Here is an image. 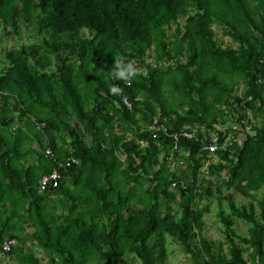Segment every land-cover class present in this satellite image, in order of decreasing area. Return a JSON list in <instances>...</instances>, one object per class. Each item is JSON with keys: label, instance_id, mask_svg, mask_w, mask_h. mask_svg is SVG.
I'll use <instances>...</instances> for the list:
<instances>
[{"label": "trees", "instance_id": "16d2710c", "mask_svg": "<svg viewBox=\"0 0 264 264\" xmlns=\"http://www.w3.org/2000/svg\"><path fill=\"white\" fill-rule=\"evenodd\" d=\"M20 25L45 36L1 52L0 252L6 236L24 244L31 226L24 264H41L40 251L50 264H165L168 239L191 264H264V216L226 197L233 216L251 224L242 239L221 218L232 240L227 260L201 236L198 209L216 189L248 197L264 185V0H0V27L18 33ZM214 28L236 47L223 48ZM119 59L140 71L131 83L113 76ZM114 84L123 96L110 92ZM28 154L36 160L27 165ZM68 157L76 164L61 169L58 188L41 190ZM55 196L71 203L59 226L47 211ZM170 203L182 211L178 221Z\"/></svg>", "mask_w": 264, "mask_h": 264}, {"label": "rangeland", "instance_id": "374dc122", "mask_svg": "<svg viewBox=\"0 0 264 264\" xmlns=\"http://www.w3.org/2000/svg\"><path fill=\"white\" fill-rule=\"evenodd\" d=\"M181 25H183L184 21L180 20ZM176 30L175 25L172 26L171 30H169L167 33L169 36L174 35ZM216 39L218 42L223 46V48H235L236 45L233 43L232 39L227 36L223 32L221 28H214ZM10 34L8 36L5 35V33ZM84 35L87 36L86 32L83 31ZM43 36H38L36 32L34 31L33 26L25 27L24 25H20V29L18 33L14 32L12 28L6 29L3 27H0V71L3 70L5 64L2 63L1 60H3V57L1 55V52L3 50H13V49H19L21 46L27 45V44H40L43 40ZM155 48L153 47V50ZM152 53H149V56H151ZM184 58V57H183ZM182 58V59H183ZM149 63L153 62L154 59L149 58ZM139 71V70H138ZM140 72V71H139ZM242 87L239 88V90L236 92L235 95L240 96L242 94ZM234 119V118H233ZM231 117L226 118V126H231L232 129L238 130L239 127L234 125V120ZM19 122L16 121L15 124L19 126ZM72 127H75L76 122L72 120L70 122ZM118 132V131H117ZM120 132V131H119ZM118 132V134H119ZM60 139L66 140L68 139L66 135H60ZM210 137L212 140L216 139L215 133H211ZM68 141V140H67ZM228 142V141H227ZM25 163L28 165L36 160L35 157L31 155H27L25 157ZM212 163H217L218 159L214 156L211 159ZM172 169L176 167V165H172ZM182 171L185 170V166H180ZM207 168L204 167L203 170H206ZM222 176L225 175V173L221 174ZM214 187L217 188L218 178L213 179ZM149 183L147 180H144L142 186L138 189V193L142 194L143 191L146 190ZM221 190V189H220ZM219 189H216V193H213L211 197H208V199L200 202L198 204L199 211L202 212L201 222V236L208 240L211 244L215 245L217 248L218 253L225 259L229 260L231 258V241L229 238H227L226 235V229L222 222V217L229 220L230 226L235 230V234L242 238L247 239L249 237V231L251 229V224H248L247 222H244L243 220H240L233 216L232 209L230 207L229 201L226 199V197H231V202L233 206L240 210L244 211L248 214L252 213L254 218L260 222L261 218L264 216V185L260 188V190L256 192H250L249 196H242L239 193H237L233 189H224L221 190V193ZM53 202L49 203L48 206V213L51 215H54L58 218L56 221V225H62L63 223V217L64 215H68L67 211L70 207L71 203L67 201L66 199H63L59 196L53 197ZM177 203L181 202L182 198L178 195L176 196ZM165 203V201H163ZM168 209L170 212L174 215L175 220L178 221L181 219L182 211L175 203L168 204ZM197 209V208H196ZM83 210L80 206H77V211L75 214L78 213V211ZM74 214V215H75ZM6 217V216H5ZM231 228V229H232ZM35 232L33 227L29 226L26 229L24 236V244L20 243L17 236H15L16 239L12 238L16 241V244L14 247H21L23 246L24 253L19 255L15 253H10L8 256H6V260H1L0 264H24V260L27 259V256L32 253L34 250L33 243L30 240L31 235ZM16 233H12L11 236L14 237ZM5 238L10 239L9 236H6ZM236 244L240 246L242 249H247V245H243L239 242V240L235 239ZM15 248V249H16ZM168 251H169V257L168 261L165 264H191L189 258L183 254V252L180 249V246L176 244L173 240L168 239ZM250 253V251H249ZM249 253H245V259L250 260L248 257ZM36 258H39L41 261V264H50V257L47 252L40 251L37 252L34 255ZM52 258V257H51ZM132 264H139L137 261L134 260V257H130ZM56 264H60V262L57 260ZM88 264H101L96 258H91Z\"/></svg>", "mask_w": 264, "mask_h": 264}, {"label": "built area", "instance_id": "2783aa9c", "mask_svg": "<svg viewBox=\"0 0 264 264\" xmlns=\"http://www.w3.org/2000/svg\"><path fill=\"white\" fill-rule=\"evenodd\" d=\"M122 104L128 109L131 110L132 109V104L123 99L122 100ZM158 127V122L155 120L152 124V126H150V130L151 131H156V128ZM158 129V128H157ZM160 129L164 130L165 129L163 127H161ZM249 130V128L247 129ZM183 136L186 138H191L192 134H189L187 132L183 133ZM229 142V139L227 140ZM226 141V142H227ZM227 142V143H228ZM226 143V144H227ZM226 144H224L223 146H225ZM218 148V145L216 143V139L212 140V142L207 145L205 147V150L208 151V153L210 155H213L216 150ZM45 155L52 157L53 153L50 149H47L45 151ZM72 164H76V160L73 157H68L65 161V163H58L57 168H55L49 175H45L44 177H42L40 183H39V187L41 190H55L56 188H58L59 183L61 181V169H66L67 167H69ZM16 241L13 239H7L5 240V242L3 243L2 247H1V252H0V259L2 260H6V256H8V254L10 253V251L12 250V248L15 246Z\"/></svg>", "mask_w": 264, "mask_h": 264}, {"label": "clouds", "instance_id": "9594fccd", "mask_svg": "<svg viewBox=\"0 0 264 264\" xmlns=\"http://www.w3.org/2000/svg\"><path fill=\"white\" fill-rule=\"evenodd\" d=\"M138 69L133 61H126L125 59H119L114 62V68L112 71L113 76L117 80H122L126 83H131L132 79L137 75ZM110 92L113 95L123 96L124 89L119 85H111ZM126 100L127 98L124 97Z\"/></svg>", "mask_w": 264, "mask_h": 264}, {"label": "crops", "instance_id": "0c3cea01", "mask_svg": "<svg viewBox=\"0 0 264 264\" xmlns=\"http://www.w3.org/2000/svg\"><path fill=\"white\" fill-rule=\"evenodd\" d=\"M37 259H39V258H37ZM40 260V259H39Z\"/></svg>", "mask_w": 264, "mask_h": 264}]
</instances>
